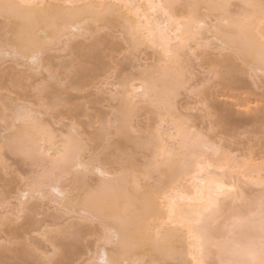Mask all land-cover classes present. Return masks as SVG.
<instances>
[{
	"label": "bare ground",
	"instance_id": "bare-ground-1",
	"mask_svg": "<svg viewBox=\"0 0 264 264\" xmlns=\"http://www.w3.org/2000/svg\"><path fill=\"white\" fill-rule=\"evenodd\" d=\"M4 2L9 4H22L27 2V0H4ZM34 2L47 5H64L70 2L73 4H90L102 6L114 4L117 2V0H34ZM122 2H132L145 5L149 2H163L166 4L176 5L178 7L175 9L177 12L175 18L177 20H181L188 14V9L179 7L180 5H187L189 3L230 4L234 6L231 9V12L233 15H235L237 13H242L243 9L241 6L250 2V0H122ZM237 7H239V10H235ZM104 11L105 9L101 7H98L95 10L97 14H100ZM209 11H211L210 17L208 12H206L204 9H201L199 14L202 18L208 17V22L212 25L217 24L218 18L228 19L229 21L232 19V16H225L223 12H220V10ZM51 12H53L51 9H44L43 11L39 9H22L17 16L5 19L3 11L0 10L1 30H3L7 35V37L4 39L0 38V58H5V56L8 58L10 57L13 63L14 61H17L15 63L16 65L18 62L22 63H19L18 67L20 64H24L23 66L29 65L30 69L36 71L37 73L39 70L44 69L45 71L47 69L45 67V60H47V65L50 63L53 64V62H49L55 58L53 56H51L52 58L50 57L52 52H61L62 50H64L63 52H67V49L72 50L74 57L71 59V61H61L62 67L66 74L68 76L69 73L70 75L73 74L69 76L71 77V82L69 85H66L58 80L55 70H46L48 75L49 72H52L53 76L55 77L54 79H50V81H52V85L50 84L47 86V84L42 86L40 89V92L43 94L44 101H46L47 109L53 110L60 105H66L65 101L62 100V96L66 95L68 91L73 90L81 93L92 84L101 85L98 88L100 91H102L101 95H103V97L107 95V97H101L102 99L107 98L106 101L108 102L112 101L120 103L119 108L115 113L116 125L113 126L114 132L124 142L132 144L134 149L127 151L125 149L119 148L115 152L114 158L117 156L126 157L129 161H131L132 163L127 166L130 171L126 170L124 176H117V174L108 172L104 168L108 177H115L113 179L101 177L94 171H88L86 173L73 172L72 170L76 165L74 150L68 155L67 159L61 158V161L57 163V156L59 155V152H62L65 149V144L63 143L65 138H62L61 133L57 134L56 130L54 129L56 133L55 145H45V137L43 134L36 131L28 124H15L13 121L14 114L10 118L11 120L8 118V120L12 121H9L10 123L7 122L9 123L7 126V132L9 133L7 136H4V138L0 136V141H2V146H0V148L8 150L9 153L14 157L18 156L26 161H30L33 166H43L44 172L45 170L53 171L54 169L53 175L45 182L47 184L46 188L49 189L51 193H53L51 190L52 187L55 186H59L61 191L69 192L62 185V180L59 179L61 176L66 178L67 176L73 175V177H75L77 186L80 189H87L89 187L87 180L93 175L97 177L98 184L96 188L93 190L89 189L84 197L80 199H76L74 197L68 201H65V209L68 210L61 209L57 206L55 200L58 198L54 193L51 203L53 204L54 210L57 209L56 211L58 213L55 215L56 217H54L55 220L61 221L64 219V221H66L68 219H66L67 217L65 218L64 216L68 213L70 214L74 212L78 213V215L81 212H90L93 214L98 213L104 224L110 225L120 233L122 243L125 245L123 255L124 258L129 261V264H132V262L136 260L146 262V264L148 262L149 264H152L154 260L163 258L161 256L160 249L165 247L179 248L181 258L183 260L189 261V264H191L190 257L188 256L189 240L186 234L179 235L171 228H168L162 232L159 240H157L156 227L160 226L159 221L161 219H167V211L165 208L157 205L154 213L157 223L155 227H150L149 225L151 224L153 217L149 216L147 219L143 218L136 208L135 203L133 202L134 198L130 199L129 194L135 192V183L137 177L142 179L145 170L154 166L158 151L160 149H163L166 145H173L176 138H181L182 140L186 138L191 128H194L198 133L196 126L197 124H191L190 118H186L187 116L183 111L186 108L181 105V101L179 99L181 98L180 96L182 95V91H185L186 93L194 91V88L192 87L194 84H189L192 83L191 81L194 79L193 69L191 68L196 66L195 62L201 60L206 54V51H202L199 56L193 58L191 49H189V55L183 58L182 68L178 70L174 66L168 65L166 59L163 60L162 64V55L159 53L158 49H154L150 44H141L140 46L136 47L130 45L127 40H124L132 50L139 51L141 53H148V51H151V59L154 60V65L147 71L140 72L137 82H135L136 79H129L125 81L123 83V90L119 91L115 84L108 85L106 81L97 82V79L100 74L106 71L107 68L103 58L105 56L113 57V53L116 51L117 41H115L113 31L120 29L122 34L125 35L123 19L119 16L107 15L101 19L102 26L97 27V24L93 21L92 17L90 15L83 14L80 9L60 8L55 10L53 15H49ZM217 13H219V16ZM221 27H224V25L221 24ZM74 28H78V30L73 32ZM37 29L46 32L48 40L52 41V43L44 45L45 51L40 57V62L38 65L34 66L31 63V57L40 50L33 43ZM104 31L106 32L105 35H98ZM189 34L190 26L185 24L183 29V38H187ZM213 35H216V33L214 32ZM202 38L207 41L209 39L208 32H204ZM90 39L92 44L88 47L87 44L85 45V43ZM172 39L175 41V36H173ZM84 45L86 48L83 47ZM195 47L196 45L193 44V48ZM17 53H19V56H17ZM105 53L107 55H105ZM211 61L212 60H210V62ZM249 61V52L243 47L240 48V55L227 54L225 59L219 61V63L226 66L227 75L229 76L231 83H218V85L224 90L227 89L229 91H237L244 88V78L242 80V77L247 75V73L249 76H254L258 79L261 78L258 72L254 73L249 67ZM63 62H65V64H63ZM238 62H241L243 65H245L247 71H244L245 69H240L241 67H238ZM142 66V64L138 65V67ZM142 82L151 86V92L147 100H145L144 97H140V99L136 100V116L144 105L148 107L151 106L156 109L158 112V117H160L158 125L160 126V130L158 131L157 127L155 137H153V135L150 137L144 136L138 130L137 131L140 133L139 135L131 133L129 130L130 127H135L137 129L135 122L134 124L130 123L129 126H125L121 121L120 126L117 127V114L119 110L130 105L129 93H133L134 85L136 88H139ZM107 86L110 88L107 89ZM202 95V102L203 105H206L209 116H218V124L221 125L225 131L235 132L237 129H240L238 128V123L234 121V118L238 112L241 114L249 113L248 116L245 117L244 126H250L259 123L261 121L260 119H264V110L259 112L255 105L249 100L238 102L232 97H228L226 98V101L230 102L233 107L230 106L231 108H221L213 105L212 100L210 99L211 97L208 96V94L205 95L204 92ZM133 97H135V93H133ZM102 101L104 102L105 100ZM16 106L17 105L15 104V110L18 108V106ZM76 108L81 110L82 106H76ZM169 109H171L173 112L172 116H169ZM252 111L258 112V114H260L262 117L259 118V115L251 114ZM162 117H168L167 123L161 124ZM2 120H4V115ZM181 121L183 122V125L181 124ZM45 125L49 124L45 123ZM47 127H51V125ZM111 130L112 127L108 128V130H104L103 133L108 134L111 132ZM70 131L73 133H70V136H67V138H69L71 141L72 148L74 149L75 146L84 145L85 141L83 140L82 136H80V133H78L79 131L73 127H71ZM210 140L213 144L217 145V143H215L212 139ZM149 144L151 147H149ZM37 146L45 150L44 155L41 156L36 152ZM217 146L220 148L219 153H205L204 155L206 161L213 164L212 172L221 177L229 187L235 186L237 192L233 195L237 196L238 194L239 197L237 199L223 202L222 215L227 218L233 211L240 210L245 207V205L241 203V200H247L251 198L253 193H257V195L259 194L258 187L256 184L252 183V181L258 182L261 179V173L264 172V162L260 163L255 158L250 156H235V152H226L224 148L220 147L219 145ZM48 151H52L56 153V155L49 158L47 155ZM27 152L33 153L32 159H27L25 157V153ZM85 152L81 153V156L84 160ZM139 152H149L152 156V159L146 163V168H143V170H140L137 164L138 161L136 155ZM221 169L223 170L221 171ZM69 173L70 175H68ZM194 174L195 167L193 165L192 171L185 174L187 183L184 185V187L186 189L190 190L192 183L191 177ZM41 176L42 175H40L36 181H34L35 179L33 180L34 183H32L33 185H30L31 187H29V189L21 191L22 195L20 196V201L17 205L18 209L16 212L13 214V216L8 217L10 219L5 217L1 220V225L4 228L9 230L11 227H14L15 224L23 218V216H21L22 213L25 214V212H28L25 214H29L26 216V218H28L32 212L36 211L38 204H35L37 206L36 207L33 205L34 203L30 204V200L33 201L36 199L35 190L32 186L39 184L41 181ZM167 176L168 169L166 167H162L161 179H166ZM25 194H27V196H25ZM184 208H186V205H177L176 214L178 220L180 218V212ZM29 218L31 219V217ZM75 218H77V216L71 217V219L66 222L64 228L62 227L56 232L67 237L76 236L77 239H83V233L89 228H82V224L75 220ZM30 219H26V221H29ZM81 219L83 220L82 217ZM10 231L13 238H18L22 234L21 232L24 231V228L18 229V231ZM51 233L52 231L48 232V234ZM1 241L6 242V239L0 235V242ZM194 243L195 242H193V244ZM157 244H159V248L157 247ZM105 250L106 249L104 248L100 250L101 254L100 257H98V260L101 258ZM37 251H39L38 248L35 249L33 254H31L33 255L32 257L36 259L35 264H39V259L51 250L45 253L47 250L45 251L44 249L43 254H41V251H39L41 253H38ZM52 252L56 257H58L57 264H68L71 260H74V258L79 255L78 248L74 246H67L61 252L55 253L54 250ZM109 257H111L110 251ZM0 264L8 263L3 260V257H0Z\"/></svg>",
	"mask_w": 264,
	"mask_h": 264
},
{
	"label": "snow or ice",
	"instance_id": "snow-or-ice-1",
	"mask_svg": "<svg viewBox=\"0 0 264 264\" xmlns=\"http://www.w3.org/2000/svg\"><path fill=\"white\" fill-rule=\"evenodd\" d=\"M101 7L104 12L97 14L95 10ZM178 6L166 4L163 2H149L145 4H136L132 2H122L117 0L109 5H90L73 4L47 5L36 3L34 0H27L22 4H9L0 0V10L3 11L5 19L17 16L22 9H51L53 15L55 10L80 9L83 14L90 15L97 27H101V19L107 15L119 16L124 22V39L132 46L141 44H150L154 49H158L163 60L166 59L168 65L181 69L183 58L189 55L191 49L193 58L199 56L202 51H206L209 57L214 54L219 55L221 60L228 55H240V48L248 50L250 55L249 67L252 71L258 72L264 79V0H250L242 5L243 12L232 14L234 7L230 4H198L189 3L180 5L188 9V14L181 20L175 17ZM204 9L208 12L220 10L225 16H232L228 19L218 18L217 24L212 25L208 22V17H201L199 12ZM219 16V13H217ZM190 26V34L183 38L184 25ZM221 24L224 27H221ZM78 28H74L73 32ZM208 32L209 39L205 41L203 33ZM216 35H213V33ZM175 36V41L172 37ZM43 41V42H42ZM34 45L39 48V52L31 57V63L35 66L40 62V57L45 51L44 45L51 44L47 38V33L37 29ZM193 44L196 45L193 48ZM131 47L129 51H131ZM19 56V53H17ZM214 77L215 79H212ZM52 72H49V79H54ZM108 79H111L109 72ZM216 83L230 84V78L227 75V68L224 64L213 61L211 75L208 77L209 86ZM39 94L40 89L37 88ZM151 86L142 82L139 88L133 87V93H129L130 105L123 107L117 114V127L122 121L125 126L134 124L136 119V100L144 97L149 98ZM261 103L264 104V95L261 97ZM206 107V105H204ZM169 116L173 115L171 109L168 110ZM168 117H162L161 124L167 123ZM7 110H5V135H7ZM15 124L25 123L32 126L36 131L45 137V145H55L56 133L53 128L47 127L43 119L32 105L19 106L13 115ZM183 125V122L181 121ZM130 132L136 135L140 133L135 127L129 128ZM158 131L160 126H158ZM155 137V134H153ZM63 143L65 149L59 152L57 163L61 158L67 159L68 155L74 150L76 165L72 170L76 173H86L94 171L101 177H108L103 165L99 163V157L109 151L111 136L104 142V146L99 151L90 150L84 145L72 148L69 138H65ZM178 145V147H177ZM149 147L151 145L149 144ZM59 151V150H57ZM87 151L89 158L84 160L81 153ZM220 148L213 144L210 138L204 134L197 133L194 128L183 140L176 138L171 146L166 145L160 149L153 167L145 170L143 178L137 177L135 183V192L130 193V199H133L136 208L143 218L153 217L150 227L156 226L155 210L157 205L165 208L167 219L159 221V227H156L157 240L162 232L171 228L179 235L186 234L189 240L188 256L191 264H264V172L261 173V179L252 181L259 189V194L252 196L247 200H241L245 205L243 209L233 211L229 217L222 215L223 202L237 199L233 194L237 192L235 186L229 187L227 183L218 175L212 172L213 164L207 162L205 153H219ZM36 152L41 156L45 150L37 146ZM49 158L56 155L48 151ZM27 159H32L33 153H25ZM132 163L126 157L117 156L114 159V166L118 170L117 176H124L127 166ZM195 167V174L191 177V188L186 189L187 183L185 174L192 171ZM168 169L166 179H161V168ZM223 169H221L222 171ZM53 171L45 170L41 176L38 185H34L35 194L41 199H47L44 189L47 187L46 180L53 175ZM70 175V173L68 174ZM61 176L59 179L63 180ZM52 192L58 198L55 200L57 206L65 209V201L73 198L72 192L61 191L59 186L52 187ZM27 196V194H25ZM178 204L186 205V208L180 212V218L177 219L176 208ZM68 210V209H65ZM80 216L84 220L100 222L104 228L105 243L111 245L110 250H105L101 258L93 260L90 264H129L124 258L123 252L125 245L122 243L120 233L110 225L104 224L100 215L90 212H81ZM193 242H195L193 244ZM159 248V244H157ZM109 251L111 257H109ZM162 259L154 260L152 264H189V261L181 258L179 248L165 247L160 249ZM44 264H56L55 261L48 259ZM132 264H146V262L136 260Z\"/></svg>",
	"mask_w": 264,
	"mask_h": 264
},
{
	"label": "rangeland",
	"instance_id": "rangeland-1",
	"mask_svg": "<svg viewBox=\"0 0 264 264\" xmlns=\"http://www.w3.org/2000/svg\"><path fill=\"white\" fill-rule=\"evenodd\" d=\"M235 10H239V7L235 8ZM105 33L104 31L98 35L103 36ZM113 36L115 37V41H117L116 51H114L113 57L105 56L103 58L107 68L104 73L100 74L97 82L106 81L108 85L115 84L118 90L122 91L125 81L136 79L135 82H137L139 73L153 67L154 60L151 59V51H148V53H141L135 50L129 51L130 46L124 41L125 35L122 34L120 29L114 30ZM5 37H7V35L1 30L0 25V38L4 39ZM86 44L89 47L92 44L91 39L88 40L85 45ZM85 45L83 47L86 48ZM63 51L64 50L61 52H52L50 57L53 56L55 58L49 62H53V64L50 63L47 65V60H45V67L47 68L46 70H55L58 80L69 85L71 82V77L69 76L73 74L70 75L69 73V76L66 74L61 61H71L74 54L70 49H67V52ZM105 55L107 54L105 53ZM206 55L207 54H205L201 60L196 61V66L191 68L193 69L194 79L191 81L192 83L189 84H194L192 86L194 91L188 93L185 91L181 92L182 95L179 100L181 101V105L186 108L183 110L184 114L187 116L186 118H190L191 124H197L195 125L197 126L198 133L208 136L217 143V145L224 148L226 152H235V156H250L260 163L264 162V119H260L261 121L259 123L244 126L245 117H247L249 113L241 114L238 112L234 121L238 123V128L240 129H237L235 132L225 131L222 126L218 124V116H209L208 110L206 109L207 107H204L202 102V94L205 92V95L208 94V96L211 97L210 99L215 106L221 108L233 107L230 102L226 101V98L232 97L238 102L245 100L251 101L256 109L261 112L264 110V104L261 103V97L264 95V79L249 76L246 72L247 75L242 77V80L244 78V88L242 90H224L218 83L209 86L207 76L211 75L213 61L222 60L219 55L214 54L212 57ZM226 55L227 54H225V57ZM209 58L212 60L211 62ZM11 61L10 57L8 58L7 56L2 59L0 58V136H2V138L7 136L5 135V121L2 120L3 115L5 116V110H7V117L10 119L14 114L15 104L18 107L21 105H32L43 121H46L45 123L51 125V127L56 130L57 134H62V138L69 137L70 133H73L70 131L71 127L76 128V130L79 131L77 132L80 133V136H82L85 141L84 145L89 147L90 150L98 152L99 148L103 147L104 142L111 136L109 151L99 157V163L103 165L108 172L117 174L118 170L114 166L115 152L119 148L127 151L134 149L132 144L124 142L114 132L113 126L116 125L115 113L120 103L108 102L106 101L107 98L102 99V91L98 89L101 85L92 84L81 93L73 90L68 91L66 95L62 96V100L65 101L66 105H60L53 110H49L47 109L43 94L41 92L37 94L35 91L37 88L41 89L42 86L47 84V86L50 84L52 85L48 72L43 69L36 73V71L30 69L29 65L23 66L24 64L21 65L22 63L18 62V64L21 63L18 67V64H15L17 61H14V63ZM63 64H65V62H63ZM140 64L143 66L138 67ZM237 64L239 68L241 67L240 69H245L244 71H247L246 66L241 62ZM109 72H111V79H108ZM212 79L215 78L212 77ZM109 88L110 87L107 89ZM104 97H107V95ZM102 100L105 101L103 102ZM76 106H82V109L79 110ZM251 114H257L259 118L262 117L256 111H252ZM159 119L160 117H158V112L155 108L144 105L136 116L135 126L144 136L150 137L155 134L159 125ZM9 123H7V126ZM111 127L112 130L110 133H103L104 130H108V128ZM1 142L2 141H0V146H2ZM136 156L140 170L146 168V163L152 159L149 152H139ZM84 157L85 160L89 158V153L87 151L84 153ZM43 169V166H33L30 161H26L18 156L14 157L8 150L0 148V235L6 239V242H0V257H3V260L8 264H35L36 259L32 257L33 255L31 254L38 248L42 253L39 251L37 252L41 254H43L44 249L45 251L47 250L45 253L51 250L39 259V264H44L48 259L55 261L57 264L58 257H56L52 251L54 250L55 253H57L64 250L67 246H74L78 248L79 255L68 264H90L93 260L98 261V257H100L101 254L100 250L103 248L110 250L112 247L105 243L104 228L101 226V223L92 222L90 220L83 221L84 219H81V216H79L80 214L78 215L76 212L68 213L64 216L65 218L67 217L66 219L69 220L71 217L77 216L75 220L82 224V228L88 227L89 229L85 232L83 231L84 235L81 240L77 239L76 236L67 237L61 233H57L56 231H58V229L64 228L68 220L65 219L66 221H64L63 219L59 221L54 219V217H56L55 215L58 214L56 211L57 209L55 208L56 210H54L53 204L51 203L54 193H51L47 188L44 191L45 196L48 197L47 199H41L36 195V199L33 201L30 200V204H38V207L35 205L37 207L36 211L32 212V214L30 213L31 215L29 217H31V219L29 217L26 218L29 214L25 215L28 213L25 212V214L22 213L21 215L23 218L18 221L15 226L12 225L14 227H11V229L7 230V228L1 225V220L3 218L13 216L18 209L17 205L22 195L21 191L29 189V187H31L30 185L34 183L33 180L35 179L34 181H36V179L43 174ZM87 182L89 187L87 189H80L77 186L75 177L70 175L62 180V185L67 191L72 192L73 198L80 199L84 197L89 189L93 190L97 187L98 179L93 175ZM253 195L255 196L257 193H253ZM25 218L32 221H26ZM21 228H24V231L21 232L22 234L18 238H13L10 230L18 231V229ZM49 231H52V233L48 234ZM147 264H149V262Z\"/></svg>",
	"mask_w": 264,
	"mask_h": 264
}]
</instances>
